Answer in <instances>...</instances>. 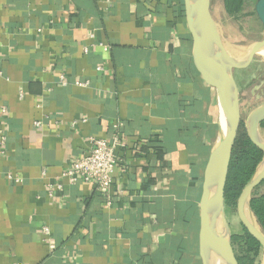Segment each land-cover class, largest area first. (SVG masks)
Instances as JSON below:
<instances>
[{"label":"crops","instance_id":"obj_1","mask_svg":"<svg viewBox=\"0 0 264 264\" xmlns=\"http://www.w3.org/2000/svg\"><path fill=\"white\" fill-rule=\"evenodd\" d=\"M0 72V264H203L219 110L184 0H0ZM116 135L109 194L63 177Z\"/></svg>","mask_w":264,"mask_h":264},{"label":"water","instance_id":"obj_2","mask_svg":"<svg viewBox=\"0 0 264 264\" xmlns=\"http://www.w3.org/2000/svg\"><path fill=\"white\" fill-rule=\"evenodd\" d=\"M255 1V12L263 27L262 38L250 45L242 58L224 47L212 14V0H184L185 17L193 39L197 66L216 89L219 110L218 140L206 168L200 202V257L203 264H239L233 235L226 218L225 191L233 150L242 124L240 92L235 71L248 67L264 52V0ZM264 105L250 113L245 130L263 159L237 200V215L243 228L261 246L264 264V232L251 207L254 191L264 182Z\"/></svg>","mask_w":264,"mask_h":264},{"label":"rangeland","instance_id":"obj_3","mask_svg":"<svg viewBox=\"0 0 264 264\" xmlns=\"http://www.w3.org/2000/svg\"><path fill=\"white\" fill-rule=\"evenodd\" d=\"M212 14L224 47L231 56L242 58L252 43L261 40L263 27L253 1L250 0L241 13L230 16L225 10L224 0H212ZM235 79L240 92L242 124L245 126L250 113L264 105V56L257 55L248 67L236 70ZM226 218L232 235H242L244 228L237 209L226 205ZM235 247L238 254L239 249Z\"/></svg>","mask_w":264,"mask_h":264},{"label":"trees","instance_id":"obj_4","mask_svg":"<svg viewBox=\"0 0 264 264\" xmlns=\"http://www.w3.org/2000/svg\"><path fill=\"white\" fill-rule=\"evenodd\" d=\"M250 0H224L225 10L230 16L242 12ZM252 1V0H251ZM264 131V122L261 125ZM263 159V153L249 140L244 124H241L233 150L229 176L225 191V204L236 208L237 200L245 185L251 179ZM253 213L264 232V182L254 191L251 203ZM233 247L239 264H257L261 256V246L244 229L242 235L233 236Z\"/></svg>","mask_w":264,"mask_h":264},{"label":"built area","instance_id":"obj_5","mask_svg":"<svg viewBox=\"0 0 264 264\" xmlns=\"http://www.w3.org/2000/svg\"><path fill=\"white\" fill-rule=\"evenodd\" d=\"M98 47L105 52L110 49L102 43ZM86 51L88 50L86 49ZM1 79L2 73L0 72V81ZM60 79L63 84L65 82L64 78ZM79 86H86V84H79ZM5 113L6 109H3L2 114ZM36 126H40V123H37ZM4 140L1 136L2 143ZM91 143V151L87 155L73 161L66 172H64L63 177L69 179L71 183L81 181L88 185H94L98 191L109 194L118 163L115 154L120 146L119 138L116 135L110 142L107 140H92Z\"/></svg>","mask_w":264,"mask_h":264},{"label":"bare ground","instance_id":"obj_6","mask_svg":"<svg viewBox=\"0 0 264 264\" xmlns=\"http://www.w3.org/2000/svg\"><path fill=\"white\" fill-rule=\"evenodd\" d=\"M231 55V54H230ZM260 55L264 56V52L260 53Z\"/></svg>","mask_w":264,"mask_h":264},{"label":"flooded vegetation","instance_id":"obj_7","mask_svg":"<svg viewBox=\"0 0 264 264\" xmlns=\"http://www.w3.org/2000/svg\"><path fill=\"white\" fill-rule=\"evenodd\" d=\"M253 2H254V4H255V1L254 0H252Z\"/></svg>","mask_w":264,"mask_h":264}]
</instances>
